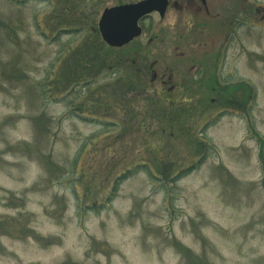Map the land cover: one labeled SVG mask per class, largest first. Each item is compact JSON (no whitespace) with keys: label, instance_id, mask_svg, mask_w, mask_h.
Instances as JSON below:
<instances>
[{"label":"rangeland","instance_id":"obj_1","mask_svg":"<svg viewBox=\"0 0 264 264\" xmlns=\"http://www.w3.org/2000/svg\"><path fill=\"white\" fill-rule=\"evenodd\" d=\"M98 1L0 0V264H264V19L226 84L165 95L84 26Z\"/></svg>","mask_w":264,"mask_h":264},{"label":"flooded vegetation","instance_id":"obj_2","mask_svg":"<svg viewBox=\"0 0 264 264\" xmlns=\"http://www.w3.org/2000/svg\"><path fill=\"white\" fill-rule=\"evenodd\" d=\"M147 1L149 11L139 15L135 22L139 33L120 45L104 41L97 22L93 27H86L107 49L126 47L127 53L131 52L126 56H132L128 58L129 63L141 73H150L149 81L158 80L163 89L161 93L165 95L176 89L192 94L184 83L193 81L197 84L212 79L207 89L214 91L215 79L221 81L220 77H224L218 74L219 68L226 61L239 57L240 53L233 52H243L248 37L254 34L259 38L261 35L264 6L258 0H99L98 3H105L101 15L106 9L125 10ZM141 38L143 40H139ZM161 48L174 51L169 53L171 59L160 55L161 60L149 61L147 52ZM140 50L146 52L141 53ZM157 62L163 69L155 72L151 67ZM221 93L215 97L222 98L224 93ZM203 94L206 96L204 92L197 91L194 95L200 97Z\"/></svg>","mask_w":264,"mask_h":264},{"label":"water","instance_id":"obj_3","mask_svg":"<svg viewBox=\"0 0 264 264\" xmlns=\"http://www.w3.org/2000/svg\"><path fill=\"white\" fill-rule=\"evenodd\" d=\"M146 3L129 6L127 9H107L98 22L104 41L110 45H120L139 33L135 22L139 15L149 11Z\"/></svg>","mask_w":264,"mask_h":264},{"label":"trees","instance_id":"obj_4","mask_svg":"<svg viewBox=\"0 0 264 264\" xmlns=\"http://www.w3.org/2000/svg\"><path fill=\"white\" fill-rule=\"evenodd\" d=\"M56 2H58V3H61V1L62 0H55ZM84 20V19H83ZM76 21H79L78 19H75V18H73L72 19V22L70 23V25H72L73 23H75ZM81 21L82 20H80V23H81ZM81 25H83V24H81ZM91 25V26H90ZM84 26H89V27H92V22L89 20L86 24H84ZM70 28H72V27H70ZM70 33H72V32H70ZM134 80H131V82H133ZM130 82V83H131ZM89 84H87L86 82L83 84V88H85L86 86H88ZM105 96H106V94H104ZM105 96H104V98H99L98 100L97 99H95V100H90L89 101V103H90V108H92V110L93 111H96L97 110V108H99V107H97V106H99V105H104V100H105ZM244 96H246V94H244L243 92H241L240 93V99H243V97ZM247 97H249V95H247L246 96V98ZM119 99H124V98H121V97H119L118 99H116V101L117 100H119ZM131 100H133V98H129V99H124V100H119V104H120V101L122 102V104L119 106L120 108H122V111L120 112V115H121V117L122 118H125L128 114H130L131 113V110H129V108L131 107ZM221 101H223V102H225V103H227V106L229 105L228 103H230V106L231 107H235V108H237V107H239L240 105H239V103H237V106H234V105H236L234 102H229V100H225L224 98H223V100H221ZM96 105V106H95ZM103 107H105V106H103ZM158 109V108H157ZM154 110H156V108L154 109ZM157 111V110H156ZM155 111V112H156ZM160 112H161V114H162V118H164V122L169 126V127H171L172 125H173V123L175 122L174 120H175V118H176V116L178 115V113L176 112V111H174L172 108H170V107H166V108H160ZM154 118H156L157 120L160 118V117H158V113L156 112V116L154 117ZM114 122H112V124H113ZM111 123H109V124H105V125H112ZM115 124V123H114ZM125 124H126V122H122V125L123 126H125ZM197 144H198V146H202L203 145V143L201 142V141H199V142H197ZM26 145V147H28L29 145L28 144H25ZM26 151H29V148H27L26 149ZM203 158V157H202ZM201 158V159H202ZM76 159V158H75ZM76 161V160H75ZM200 161V160H199ZM199 161L197 162V163H199ZM147 164L146 163H144V165H143V167L144 166H146ZM142 167V166H141ZM146 168H147V166H146ZM53 169V168H52ZM188 169L190 170V168H187V169H185V170H181L180 172H178L177 174H174L173 176H170V177H173V178H169V180L170 179H173V180H175V179H178V178H180V177H182L183 175H185L186 173H187V171H188ZM263 171H264V169H263ZM56 172H58V170L56 171ZM160 174L162 175V176H165V177H167L168 175V173L167 172H165V170H163V171H161L160 172ZM127 177V174H125V175H121V176H119V177H114L115 178V185H114V189L116 188V186L119 184V182L120 181H122L124 178H126ZM171 181V180H170ZM4 227H6L5 225H3ZM34 233V238H37V234L35 233V232H33ZM39 237V236H38ZM176 246L180 249V251H185V253H189L188 252V250H185V248H182V247H180L179 245H177L176 244ZM70 263V261H68V264Z\"/></svg>","mask_w":264,"mask_h":264}]
</instances>
